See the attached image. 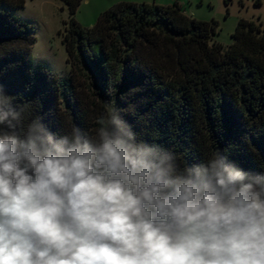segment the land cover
<instances>
[{
	"label": "clouds",
	"instance_id": "obj_1",
	"mask_svg": "<svg viewBox=\"0 0 264 264\" xmlns=\"http://www.w3.org/2000/svg\"><path fill=\"white\" fill-rule=\"evenodd\" d=\"M0 92V264H264V173L181 167L115 109L57 136Z\"/></svg>",
	"mask_w": 264,
	"mask_h": 264
},
{
	"label": "trees",
	"instance_id": "obj_2",
	"mask_svg": "<svg viewBox=\"0 0 264 264\" xmlns=\"http://www.w3.org/2000/svg\"><path fill=\"white\" fill-rule=\"evenodd\" d=\"M0 0V92L57 136L91 133L115 109L137 142L174 153L183 167L219 152L245 171L264 173V23L239 20L233 43L213 41L217 23L181 6L120 2L93 27L74 18L84 0H62L70 22L63 44L68 77L34 66V30Z\"/></svg>",
	"mask_w": 264,
	"mask_h": 264
},
{
	"label": "rangeland",
	"instance_id": "obj_3",
	"mask_svg": "<svg viewBox=\"0 0 264 264\" xmlns=\"http://www.w3.org/2000/svg\"><path fill=\"white\" fill-rule=\"evenodd\" d=\"M120 2L155 3L173 6L178 3L183 12L196 20L217 23L213 41L228 47L233 43L238 22L241 19L264 23V0H84L74 18L83 27H93L99 16ZM11 16L34 30L32 49L34 66L46 69L60 77H68L71 67L63 44L69 11L62 0H30L23 8H4Z\"/></svg>",
	"mask_w": 264,
	"mask_h": 264
}]
</instances>
